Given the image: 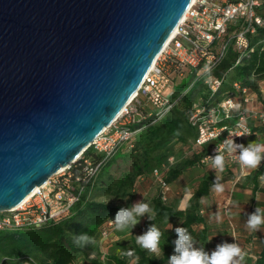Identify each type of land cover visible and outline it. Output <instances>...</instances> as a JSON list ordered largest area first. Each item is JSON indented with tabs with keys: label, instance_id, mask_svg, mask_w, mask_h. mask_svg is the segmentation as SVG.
<instances>
[{
	"label": "water",
	"instance_id": "1",
	"mask_svg": "<svg viewBox=\"0 0 264 264\" xmlns=\"http://www.w3.org/2000/svg\"><path fill=\"white\" fill-rule=\"evenodd\" d=\"M193 0H0V213L77 162Z\"/></svg>",
	"mask_w": 264,
	"mask_h": 264
},
{
	"label": "trees",
	"instance_id": "2",
	"mask_svg": "<svg viewBox=\"0 0 264 264\" xmlns=\"http://www.w3.org/2000/svg\"><path fill=\"white\" fill-rule=\"evenodd\" d=\"M263 39L264 29H260L253 38V44ZM236 59L237 54L230 51L215 71L216 75L225 77L223 86L215 97L210 96L204 87L203 77H197L198 71L195 70L190 84L182 88L179 93L177 91L175 93L176 98L185 93L181 100L155 123H153L154 112L151 104L146 98L140 97L144 118H137L136 122L131 125L133 129H142L136 134L132 142L133 147L121 149L107 161H103V156L92 148L86 150L80 162L72 166V171L81 178V185L85 189L83 198L74 206L72 215L59 222H51L41 227L0 231V264H168L167 260L174 254L172 242L177 239L175 232L177 227L187 228L196 241H206L209 233L204 211L201 209L203 207L202 198L212 199L215 193L213 182L219 184L222 182L216 177L215 171L218 170L211 167V162L202 163L210 154L214 144L197 146L195 143L197 131L194 134L188 132L187 128L195 129L189 123V116L192 105L199 98L204 97L211 103L217 102L233 89L235 82L253 85L264 78V44L259 45L254 53L244 58L237 66H235ZM185 74L186 70H184ZM176 77L183 78L184 76ZM197 84H200V87L195 89ZM189 87L191 89L188 92L184 91ZM254 87L256 88V85ZM238 113L239 111L234 112L233 117L236 118ZM254 131L264 133V127H254ZM169 157L175 158L173 164L168 163ZM87 160L93 168L100 165L94 174L88 173L89 167L85 163ZM156 168L160 169L170 190L171 186H174L183 190L184 195H191L186 209L180 210L169 204L168 198L166 201L162 199L159 188L158 195L151 200V207L157 211L155 221L149 220L146 216L141 225L138 223L132 229L137 235H142L155 223L164 232L163 253L159 258L150 255L136 245V237H134L126 249H118L114 253L105 254L102 247L106 241L101 242L100 240L103 226L108 220L114 219L121 208L136 204L137 182L155 183L153 170ZM195 168H201L202 175L194 188L186 191L187 175L191 169ZM224 172L233 174L231 183L239 175L238 167L230 164L227 159ZM262 176H264V164L234 186L231 184L230 189L233 193L242 188L245 183H252V195L255 198L259 191V178ZM96 189H102L107 194L124 201L125 204L110 202L105 204L89 198V195ZM224 211L225 230L224 237L220 240L221 244L237 243L246 251L241 241V229L246 227L241 228L239 223L231 218L228 208ZM247 218L243 220L247 221ZM178 220L180 223H177ZM168 222L175 223L172 229L166 228L165 225ZM199 226H203V229L198 230ZM231 228H234L235 236ZM81 233L93 236L95 244L86 247L77 246L74 240L76 235ZM245 236L250 240V245H256L259 248L254 264H264V235L258 236L250 230L245 233ZM165 241L167 242L163 245ZM129 251L134 252L135 255L127 256L125 253ZM136 256L139 257L138 262ZM79 257H82L81 261ZM244 264H249V262L245 260Z\"/></svg>",
	"mask_w": 264,
	"mask_h": 264
},
{
	"label": "built area",
	"instance_id": "3",
	"mask_svg": "<svg viewBox=\"0 0 264 264\" xmlns=\"http://www.w3.org/2000/svg\"><path fill=\"white\" fill-rule=\"evenodd\" d=\"M260 29H264V0H193L177 26L176 34L144 78L137 96L93 141L89 149L92 148L103 156V161H107L121 149L132 148L136 134L142 129H133L131 125L137 118H144L140 97L146 98L151 104L153 123L157 122L185 94L176 98V91H167L171 89L173 77H183L187 68L203 70L201 76L204 87L211 97H215L225 80L224 76L216 75L215 71L230 51L237 54V66L254 53L259 45H263L264 39L253 44V38ZM263 92L264 78L253 85L235 82L233 89L217 102L211 103L204 97L199 98L192 105L189 116V123L197 131L196 145L202 147L213 143L208 156H215L217 149L222 150L223 141L227 138L244 145L246 138L255 134L254 127H264V106L260 101ZM236 111L239 113L234 118ZM83 154L77 162L56 173L43 186L37 187L34 194L19 207L0 213V231L41 227L70 217L85 192L81 178L72 171V166L80 162ZM223 154L230 164L239 169V175L232 182L234 186L248 175L249 169L239 164V149L232 154ZM207 157L202 163L210 162ZM174 162V157L168 158L169 164ZM85 163L89 167V174H94L100 166L91 167L89 160ZM153 178L161 190L162 199L166 201L170 186L159 168L153 170ZM228 205L229 202L223 206L224 210H227ZM114 229L112 220H108L101 230V242L108 240ZM231 230L235 236L234 228Z\"/></svg>",
	"mask_w": 264,
	"mask_h": 264
},
{
	"label": "clouds",
	"instance_id": "4",
	"mask_svg": "<svg viewBox=\"0 0 264 264\" xmlns=\"http://www.w3.org/2000/svg\"><path fill=\"white\" fill-rule=\"evenodd\" d=\"M237 149H239L238 160L242 168L257 169L264 162V143L254 141L245 147L243 144H237L233 139L228 138L223 141L222 150L217 149V154L208 156L207 160L211 162L213 169L223 172L226 167V158L223 152L232 154L237 152ZM261 178L264 179V177ZM213 190L216 193H221L223 192V186L214 181ZM111 199L102 197L100 202L107 204ZM186 206V202L180 205L181 209ZM144 216H147L151 221H155L157 211L149 203L142 201L130 207L121 208L117 211L115 218L111 220L117 232L127 234L135 228L140 222V218ZM246 227L252 232H257L264 227V208L257 207L255 212L248 215ZM175 232L177 239L172 242L174 244V254L167 260L168 264H244L245 262L246 253L237 243L220 244L209 254L205 251L204 246H195L197 241L187 228L177 227ZM135 237V243L141 250L156 258H159L163 253L162 240L164 232L155 223L144 234ZM74 242L79 247H86L95 244V238L87 233H81L76 235ZM125 254L130 257L135 255L132 251ZM138 260L139 257L136 256V261L138 262Z\"/></svg>",
	"mask_w": 264,
	"mask_h": 264
},
{
	"label": "rangeland",
	"instance_id": "5",
	"mask_svg": "<svg viewBox=\"0 0 264 264\" xmlns=\"http://www.w3.org/2000/svg\"><path fill=\"white\" fill-rule=\"evenodd\" d=\"M195 70L191 68L186 69V74L184 75L183 78H177L176 76L173 77V81L171 84V89H169L167 92H170L171 90L177 91L178 93L181 91L182 88H186L185 86H188L192 80L193 77V72ZM203 74V70L199 69L197 73V77L201 76ZM200 87V84H197L195 89H198ZM186 91V89L184 90ZM188 132H192L196 134V129H193L191 127L187 128ZM217 173L216 177L222 182L221 185L223 186V192L221 193H214V198H219L222 202V205H226V203L229 202L230 205H228V211L229 215L231 218L235 220L236 215H241L238 211L241 210L240 206L246 203L251 205V213L255 212L257 207L264 208V179L261 177L259 178V191L256 194V197L253 198L252 195V188L253 184L252 183H245L242 188H240L237 191H234L232 193L231 191V180L233 177V174L227 173V172H220V171H215ZM202 175V169L201 168H195L191 169L189 171V174L187 175L188 181L185 182L187 190H192L194 186L197 184L199 178ZM264 177V176H262ZM137 200L136 203L138 202H146L149 203L151 206V200L156 197L159 193V187L156 183L150 182V181H138L137 182ZM102 197H107V198H112L109 202L110 203H115V204H125L124 201L118 200L117 197L113 195L107 194L105 191L102 189H96L93 190L92 194L89 195V198L95 199L100 201V198ZM233 210V211H232ZM218 215H220L223 220H225V211L224 207L221 209H218L216 211ZM246 216L249 214L245 213ZM145 217L140 218V225L142 222H144ZM225 224V223H224ZM175 223L174 222H168L166 223V228L172 229L174 227ZM241 229V228H240ZM250 231L249 229H241V241L242 244L245 245L246 248V260H252V257H249V254H256L258 251V247L252 248L255 245H250V240L245 236V233ZM257 233L258 236L264 235V227L261 228V230L255 232ZM137 235L135 231L131 230V232L125 234V233H120L117 232L115 229L111 233V236L109 237L108 240H106V243L103 245L102 250L105 252V254L109 253H114L118 249H126L130 244H131V239L134 238ZM138 236V235H137ZM80 261L82 260V257H79ZM29 264V263H28Z\"/></svg>",
	"mask_w": 264,
	"mask_h": 264
},
{
	"label": "crops",
	"instance_id": "6",
	"mask_svg": "<svg viewBox=\"0 0 264 264\" xmlns=\"http://www.w3.org/2000/svg\"><path fill=\"white\" fill-rule=\"evenodd\" d=\"M260 101H261V104L264 106V92L261 93ZM254 141L264 143V133L255 131L254 135L246 138V140L244 141V146L247 147L249 143L254 142ZM263 164L264 162H262L257 169H259ZM257 169H249L248 174L251 173L253 170H257ZM182 191L183 190L178 189L174 186H171V190L168 195V203L173 206H176L180 210H185L189 204L191 195H188V194L184 195ZM184 202H186L187 206L184 209H181L180 205L181 203H184ZM202 206L203 207L201 209L202 211H204L206 227L208 228L209 236L206 241H197V245L195 246L197 247L204 246L205 251H207L210 254L212 251L216 249L218 245L221 244L220 240L223 239L224 237L223 236L224 230H225L224 220L220 215H218L219 213L218 214L216 213V211L218 209H221L224 205H222V202L218 197L217 198L213 197L212 199L204 198L202 200ZM240 208L242 209L239 210L238 212L241 213V215L240 216L236 215L235 220L237 221V223H239L240 227L243 228L244 226L246 227V221H244L243 219L248 217L245 215V213L249 215L251 214V210H250L251 205L247 204V201H246V203L240 206ZM177 223H180V220H178ZM201 229H203V226L198 227V230H201ZM252 248H256V245ZM248 256L252 257L253 259L249 261L246 259L245 260L248 261L249 264H254V262L257 259V254L255 253L249 254Z\"/></svg>",
	"mask_w": 264,
	"mask_h": 264
},
{
	"label": "bare ground",
	"instance_id": "7",
	"mask_svg": "<svg viewBox=\"0 0 264 264\" xmlns=\"http://www.w3.org/2000/svg\"><path fill=\"white\" fill-rule=\"evenodd\" d=\"M175 34H176V30L173 32V34L171 35V37L169 38V40H168V42L166 43L165 46H167L170 43V41L172 40V38L174 37ZM137 94H138V92L136 94H134V96L132 97V99L135 98L137 96ZM63 169H65V168H62L60 171H62ZM34 191H36V189ZM34 191L25 199V201L28 200L34 194Z\"/></svg>",
	"mask_w": 264,
	"mask_h": 264
}]
</instances>
